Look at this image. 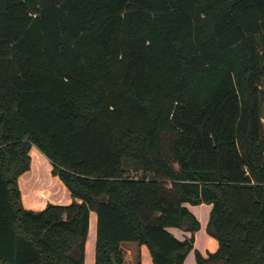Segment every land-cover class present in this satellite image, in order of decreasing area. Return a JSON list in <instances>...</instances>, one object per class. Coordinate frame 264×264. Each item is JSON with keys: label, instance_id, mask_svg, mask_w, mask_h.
<instances>
[{"label": "trees", "instance_id": "16d2710c", "mask_svg": "<svg viewBox=\"0 0 264 264\" xmlns=\"http://www.w3.org/2000/svg\"><path fill=\"white\" fill-rule=\"evenodd\" d=\"M31 145L67 203L22 206ZM199 203L195 264H264V0H0V264H83L89 211L93 264H183Z\"/></svg>", "mask_w": 264, "mask_h": 264}, {"label": "crops", "instance_id": "0c3cea01", "mask_svg": "<svg viewBox=\"0 0 264 264\" xmlns=\"http://www.w3.org/2000/svg\"><path fill=\"white\" fill-rule=\"evenodd\" d=\"M28 152L30 153L29 167L27 170L22 172L17 177V185H18V189L20 193V201H21L22 206L24 208L38 210V209H41L45 205L46 202L59 203V204L67 203L70 200L68 191L66 190L64 185L60 182L58 177L56 175L51 174L50 172L51 165L48 162V160L43 156V154H41V152H39L32 145L29 147ZM32 155H34V157L37 159L36 160L37 167H38V164H42L44 162L47 166L46 172H48L49 176L53 179L55 178L58 182H60L62 191H60L58 195L54 194L51 197L50 192L49 193H38L40 189L39 186H34V188L32 189H28V187L32 186V183L34 182L33 180L34 159ZM31 167H32V170H31ZM30 171L33 174L29 175ZM38 181H39V177L35 179V182H38ZM186 207L197 219L198 225H201L202 223L203 225H205L207 218H204V219L202 218V215H203L202 208L204 207V211L206 212V210H208L210 207L209 204L207 205L205 203H199L195 205L186 204ZM192 207H197V211L195 212L191 210ZM166 229L179 239L189 236L188 231L181 230L179 228H177L176 230H174L171 227L166 228ZM195 231L192 232V247L189 251L193 252V250L195 249L200 253V255L205 257L207 252H211L216 248V240L213 237L206 234L205 231L198 239ZM94 239H95V213L94 211H89L87 230H86L84 244H83V264H85L86 253L89 254V257L91 258V264H93ZM197 243H198V248H197ZM119 247L122 250V259H123L122 264H136L137 261H138V264H152L149 254H148V250L144 244H137L132 241H124V242L119 243ZM188 252L186 253L183 259V264H185V260L187 258Z\"/></svg>", "mask_w": 264, "mask_h": 264}, {"label": "rangeland", "instance_id": "374dc122", "mask_svg": "<svg viewBox=\"0 0 264 264\" xmlns=\"http://www.w3.org/2000/svg\"><path fill=\"white\" fill-rule=\"evenodd\" d=\"M33 156V159H34V165H33V171H34V174L29 173V175L33 174V180L34 182L32 183V186L28 187V189H32L34 188V186H39L40 189L38 191V193H51V197L52 195H58L60 191H62V188H61V185H60V182H58L55 178H51L48 174V172H46V164L43 162L42 164H38V167H37V164H36V158ZM31 170H32V167H31ZM127 170L129 172H134L133 169L131 167H128ZM28 175V176H29ZM39 177V181L38 182H35V179ZM52 180V181H51ZM57 193V194H56ZM44 197V196H43ZM49 197V198H51ZM43 200V199H42ZM206 204V203H205ZM207 205V204H206ZM203 209V215H202V218H207V214H208V210H206V212L204 211V207L202 208ZM191 210L193 211H197V207H192ZM199 216V215H198ZM169 228V227H167ZM173 228L174 230H176L177 228L175 227H171ZM198 230V231H197ZM197 230L195 231L196 232V236L199 237L203 234V232L205 231L204 230V225L203 223L201 225H198V228ZM191 233H189L190 235ZM195 234V233H194ZM197 248H198V243H197ZM85 264H91V258L89 257V254L86 253V257H85ZM185 264H195V260H194V256H193V252L192 251H189L188 254H187V258L185 260Z\"/></svg>", "mask_w": 264, "mask_h": 264}]
</instances>
